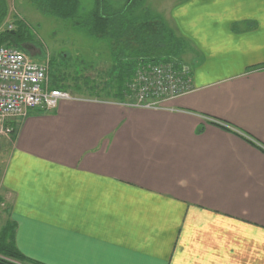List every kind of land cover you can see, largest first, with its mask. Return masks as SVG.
I'll list each match as a JSON object with an SVG mask.
<instances>
[{
	"label": "crops",
	"instance_id": "1",
	"mask_svg": "<svg viewBox=\"0 0 264 264\" xmlns=\"http://www.w3.org/2000/svg\"><path fill=\"white\" fill-rule=\"evenodd\" d=\"M163 1L146 8L186 40L190 92L149 109L114 88L7 123L0 234L25 258L264 264V0Z\"/></svg>",
	"mask_w": 264,
	"mask_h": 264
},
{
	"label": "rangeland",
	"instance_id": "2",
	"mask_svg": "<svg viewBox=\"0 0 264 264\" xmlns=\"http://www.w3.org/2000/svg\"><path fill=\"white\" fill-rule=\"evenodd\" d=\"M111 1L115 6H119L125 0ZM6 4L7 16L3 19L0 30H3L5 24L12 23L13 30L18 26L17 22L23 24L28 35L27 44L31 46V48L28 46L29 50L24 52L32 62L47 64L49 87L54 85L53 81H55L62 86V90L68 91L74 97H89L95 94L104 96V90L109 91L115 88V74L112 72L113 61L108 41L105 38L88 35L86 29L76 25L73 19H62L44 14L28 0H6ZM167 4V0L160 3L163 7ZM162 6L160 8H163ZM92 7L93 0H80L79 14L88 13ZM142 7L146 8L145 0ZM156 22L155 19L149 21L144 32L153 31ZM167 41L166 38L161 42L160 48L154 52V55H164L168 52ZM133 46L125 50L124 56L128 59L124 61L125 63H130L131 58L136 56ZM187 51L188 48H185L180 57V63L175 59L169 61L175 62L179 67V64L184 66V61H187V56H189L188 53H185ZM151 64L155 63L137 65L128 82L135 78L136 72L141 66ZM126 84L122 99L126 98ZM122 99L117 98L116 100L121 101ZM3 163L4 156L0 153V173ZM3 193L0 187V196L4 195ZM4 208L5 204L0 203V230L7 220Z\"/></svg>",
	"mask_w": 264,
	"mask_h": 264
},
{
	"label": "trees",
	"instance_id": "3",
	"mask_svg": "<svg viewBox=\"0 0 264 264\" xmlns=\"http://www.w3.org/2000/svg\"><path fill=\"white\" fill-rule=\"evenodd\" d=\"M40 12L62 19H73L76 25L86 29L88 35L105 38L110 47L112 57V72L114 75L115 99H122L124 86L133 75L137 65L144 63L167 62L178 60L186 48V40L178 35L176 30L160 18L152 17L147 8L142 7L144 0H125L122 5L114 6L109 0H93L92 9L86 14H79L80 0H28ZM139 9V12H137ZM7 16L6 0H0V25ZM157 20L153 31L144 32L149 21ZM15 30L0 33V44L13 45L21 51L27 43L28 35L22 23L17 22ZM167 38L168 52L164 55H154L161 42ZM134 45V46H133ZM134 47L136 56L130 63H125L126 49ZM180 65V64H179ZM50 88L62 89L58 83ZM53 84V83H52ZM220 127L227 128L223 124ZM255 147L261 148L254 140L244 136ZM12 232L0 234V264H40L25 258L13 246Z\"/></svg>",
	"mask_w": 264,
	"mask_h": 264
},
{
	"label": "built area",
	"instance_id": "4",
	"mask_svg": "<svg viewBox=\"0 0 264 264\" xmlns=\"http://www.w3.org/2000/svg\"><path fill=\"white\" fill-rule=\"evenodd\" d=\"M0 30H13L5 24ZM47 64L29 60L24 51L13 45L0 44V140L13 135L16 127L10 121H21L29 111L54 109L61 100L77 99L68 91L50 88ZM192 80L184 66L175 62H160L141 66L135 78L126 84L128 107L162 108L166 102L192 90Z\"/></svg>",
	"mask_w": 264,
	"mask_h": 264
},
{
	"label": "flooded vegetation",
	"instance_id": "5",
	"mask_svg": "<svg viewBox=\"0 0 264 264\" xmlns=\"http://www.w3.org/2000/svg\"><path fill=\"white\" fill-rule=\"evenodd\" d=\"M25 45H26V44H23V48H24V50H26V51L29 50V49H28V46H27V45L25 46Z\"/></svg>",
	"mask_w": 264,
	"mask_h": 264
}]
</instances>
